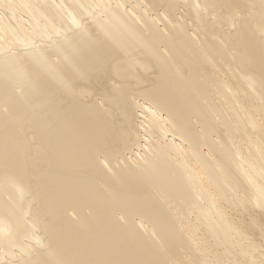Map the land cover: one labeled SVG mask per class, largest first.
I'll return each mask as SVG.
<instances>
[{
    "label": "bare ground",
    "instance_id": "obj_1",
    "mask_svg": "<svg viewBox=\"0 0 264 264\" xmlns=\"http://www.w3.org/2000/svg\"><path fill=\"white\" fill-rule=\"evenodd\" d=\"M0 264H264V0H0Z\"/></svg>",
    "mask_w": 264,
    "mask_h": 264
}]
</instances>
